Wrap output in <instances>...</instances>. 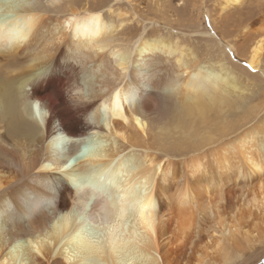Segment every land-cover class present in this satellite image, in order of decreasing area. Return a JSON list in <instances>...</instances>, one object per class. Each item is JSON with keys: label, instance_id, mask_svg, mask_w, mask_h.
<instances>
[{"label": "bare ground", "instance_id": "6f19581e", "mask_svg": "<svg viewBox=\"0 0 264 264\" xmlns=\"http://www.w3.org/2000/svg\"><path fill=\"white\" fill-rule=\"evenodd\" d=\"M201 2L180 21L190 0H0V264H212L262 241L264 130L227 119L264 79V0Z\"/></svg>", "mask_w": 264, "mask_h": 264}, {"label": "rangeland", "instance_id": "374dc122", "mask_svg": "<svg viewBox=\"0 0 264 264\" xmlns=\"http://www.w3.org/2000/svg\"><path fill=\"white\" fill-rule=\"evenodd\" d=\"M202 1V0H201ZM200 0H190V4H189V9L187 10V11H185V12H182V13H180L179 14V19H180V21H190V17L192 16V7H193V4H196L197 6H201L202 5V2H201ZM217 0H207V2H205V5H207V7H208V9H210V12L212 13V14H214V16L215 15H217V13H218V10L216 9V7H218V6H216V2ZM252 3V4H251ZM251 3H249L250 5H248L249 7V9L247 8L246 9V12L248 11V10H251L252 9V11H258V10H255V8H257V6H258V3L257 2H251ZM255 5V6H254ZM151 8H150V7ZM148 7H149V9H152L153 7H154V4H151V5H149ZM251 6V7H250ZM252 7H254V8H252ZM190 10V11H189ZM1 12V11H0ZM216 13V14H215ZM151 15H154V14H151ZM4 16H1L0 15V19L1 20H4L5 19V17L3 18ZM207 17V18H206ZM204 20H207L208 21V23H207V25H208V28L210 29V24H211V21H210V19H209V17L208 16H205L204 17ZM206 21V22H207ZM255 32V31H254ZM237 41H238V43L239 44H241V42H240V40L239 39H237ZM208 60H210V61H212V63H214V62H216V61H214L212 58H210V57H208ZM242 66H244L245 67V69H246V67H248L249 68V66L247 65V62H242V64H241ZM247 70V69H246ZM216 71V70H215ZM216 72H218V70L216 71ZM261 75V77L260 76H258V78L255 80V81H244L243 80V83H244V86L249 90V91H247V89H246V93H244V96H245V98L244 99H246V104H245V108H247V109H249V110H251L252 112H250L249 114H244L243 112V109L241 110V111H239L237 114H236V117H230L229 118V120L227 119V121H228V123H230V124H233V125H238L237 126V128H238V130H237V132L236 133H234V134H239V133H241L239 136H243L244 135V133H246L248 130H247V128H249V126H250V128L249 129H253V130H261L262 131V129L264 130V79H263V75L262 74H260ZM244 79V78H243ZM257 81V82H256ZM250 82V83H249ZM259 82V83H258ZM245 84H248V85H245ZM253 84H254V86H253ZM262 84H263V87H261L262 86ZM259 85V86H258ZM254 87V89H253V87ZM263 88V89H262ZM252 89V90H251ZM254 92V93H253ZM261 93V94H260ZM259 97H258V96ZM257 96V97H256ZM255 97L257 98V99H255ZM252 98H254V99H252ZM255 100V101H254ZM241 119V120H240ZM231 120H234V121H231ZM231 122H233V123H231ZM235 122V123H234ZM241 122V123H240ZM240 128V129H239ZM246 128V129H245ZM247 130V131H246ZM240 131V132H239ZM246 131V132H245ZM64 135V134H63ZM232 138H235V137H232ZM231 138V139H232ZM223 141H227V140H223ZM219 144V143H218ZM217 145V144H216ZM100 147V144H98V145H96V147H95V149H97V148H99ZM151 152H153V153H157V152H155V151H151ZM157 155H158V153H157ZM159 155H165V154H159ZM191 156V155H190ZM182 160V159H181ZM105 177H106V182H107V176L106 175H104ZM104 176H102V180L103 181H105L104 179ZM112 180V179H111ZM111 180H109V181H111ZM111 183V182H110ZM109 183V184H110ZM227 189H230L229 187H226ZM225 187H224V189L222 190V194L219 192V195H218V192L216 193L215 192V194H217V196L215 195L214 196V193H210L209 195V197H208V195L206 196V202H205V200H203L202 201V207H201V209H204V208H207L208 206H210V204H211V202L213 203V206H212V204H211V206L212 207H215V203H218V204H216L217 206L219 205V202L222 200V198L224 197H221L220 196V194L221 195H226L225 193L227 192V195H228V191H227V189H226ZM225 189H226V191H225ZM243 191L241 188H238V191ZM225 192V193H224ZM238 193V192H237ZM236 193V194H237ZM236 194H235V196H236ZM239 194V193H238ZM238 194H237V196L236 197H238V199H241L240 198V196L242 195H239L238 196ZM227 195L224 197V198H226L227 197ZM213 197V199H212V197ZM219 196H220V198H219ZM216 197V198H215ZM207 198H209V199H207ZM217 198H219V200H217ZM208 201H210V203L208 202ZM214 201H216V202H214ZM209 203V205H207ZM236 204V203H235ZM205 205V206H204ZM222 205V201L220 202V205H219V207ZM216 206V207H217ZM230 219V215H227V214H224L223 215V220H229ZM259 224L261 225V226H263L262 225V223H260L259 222ZM264 227V226H263ZM210 228H211V230H213V229H215L216 228V223H214V222H209L208 221V229L210 230ZM249 229H251V227H248ZM96 229H94V227H92V226H87V227H85V234L86 235H88V237L90 238V239H92L93 241H97L98 240V238H100L101 237V233H99L98 231H95ZM264 230H262V232H263ZM95 239V240H94ZM244 239H245V241H244ZM234 241H232L231 243H230V245H229V247H227V253H230L231 255V257H232V259L228 256H224V255H222L221 257H217V256H215V260L213 261V263L212 264H230V263H228V262H231L232 261V263L231 264H264V237H263V239H262V241H257V242H248L247 240H246V238H244V237H242L241 235H237V237H235L234 239H233ZM243 240V241H242ZM242 241V242H241ZM241 242V243H240ZM259 242H261V243H259ZM233 243H235V244H233ZM249 243V244H248ZM232 244V245H231ZM238 244H240V245H238ZM244 244V245H243ZM247 244H248V247H247ZM254 246V247H252L251 248V246ZM232 247V248H231ZM249 248L251 249V250H249ZM241 249V250H240ZM239 250V251H238ZM226 259H225V258ZM228 258V259H227ZM226 260V261H225ZM223 261H225V262H227V263H225V262H223ZM194 263H195V259H194Z\"/></svg>", "mask_w": 264, "mask_h": 264}]
</instances>
